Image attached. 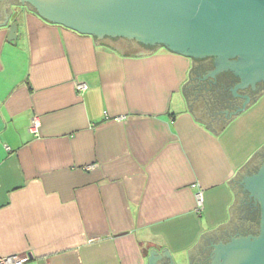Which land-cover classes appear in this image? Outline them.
<instances>
[{"label":"crops","instance_id":"1","mask_svg":"<svg viewBox=\"0 0 264 264\" xmlns=\"http://www.w3.org/2000/svg\"><path fill=\"white\" fill-rule=\"evenodd\" d=\"M98 40L0 3V261L149 264L154 249L170 264L166 247L212 264L215 245L259 231L244 177L264 161V93L227 109L199 60Z\"/></svg>","mask_w":264,"mask_h":264},{"label":"water","instance_id":"2","mask_svg":"<svg viewBox=\"0 0 264 264\" xmlns=\"http://www.w3.org/2000/svg\"><path fill=\"white\" fill-rule=\"evenodd\" d=\"M16 3L29 5L49 22L98 39L124 37L196 60L213 57L216 68L208 74L203 72L202 79L208 75L213 79L219 71L230 69L239 78L232 88L235 94L240 88L264 80V0H16ZM17 38L18 24L14 21L8 40L15 42ZM246 99L236 111L245 109L250 97ZM222 112L227 116V110ZM244 186L259 203V231L215 245L212 264H264V161L253 174L244 177ZM156 253L151 249L149 264L161 257ZM162 253L170 256V264H175L168 248Z\"/></svg>","mask_w":264,"mask_h":264},{"label":"flooded vegetation","instance_id":"3","mask_svg":"<svg viewBox=\"0 0 264 264\" xmlns=\"http://www.w3.org/2000/svg\"><path fill=\"white\" fill-rule=\"evenodd\" d=\"M15 2L16 0H4L0 3L5 2ZM22 7H28L31 9L29 5H22ZM110 43H115V45H119L122 43H125L127 41H133L134 39H127L124 37H116V38H106ZM136 41V40H134ZM200 66L199 69H202L203 72H207V74L216 68L215 59L213 57H207L205 60H199ZM198 70V68H197ZM239 78L234 75L233 71L230 69H223L219 71L215 78L208 77V80L205 81L204 88L210 92L214 93V96L217 93H220L219 100H216V103L220 106H224L227 109L235 107H242L244 103L246 102V96L250 97V102H253L256 100V98L264 93V80H260L256 82L254 85H248L246 87L240 88L235 94L234 91H232V88L235 86ZM219 97V96H218ZM217 97V98H218ZM203 251V252H202ZM201 253L197 256L196 260H198L196 263L199 264H205V262L209 258V250H201Z\"/></svg>","mask_w":264,"mask_h":264},{"label":"built area","instance_id":"4","mask_svg":"<svg viewBox=\"0 0 264 264\" xmlns=\"http://www.w3.org/2000/svg\"><path fill=\"white\" fill-rule=\"evenodd\" d=\"M76 88L78 89V91H84L85 89L88 88V84L82 82V83H76ZM40 126V121L38 118H35L33 120V124L30 127V131L32 133H37L38 129ZM196 198H197V204H198V211L202 210V206H203V191L202 189H200L197 193H196ZM23 258L18 256V255H11V256H5L1 258L0 264H22L23 263Z\"/></svg>","mask_w":264,"mask_h":264},{"label":"trees","instance_id":"5","mask_svg":"<svg viewBox=\"0 0 264 264\" xmlns=\"http://www.w3.org/2000/svg\"><path fill=\"white\" fill-rule=\"evenodd\" d=\"M98 41L99 42H105L106 39H101V40H98ZM126 43H128L130 45V47L132 46V48H129V49L137 50V53L133 52V55H136V56L153 54V53L157 52L159 49L164 48V47H147V46L142 45V44H140V43H138L137 41H134V40L133 41H127ZM164 49H166V48H164Z\"/></svg>","mask_w":264,"mask_h":264},{"label":"rangeland","instance_id":"6","mask_svg":"<svg viewBox=\"0 0 264 264\" xmlns=\"http://www.w3.org/2000/svg\"><path fill=\"white\" fill-rule=\"evenodd\" d=\"M263 98H264V96H263ZM259 106H260V109L258 110V119H260V121H261L264 118V99L260 101Z\"/></svg>","mask_w":264,"mask_h":264}]
</instances>
